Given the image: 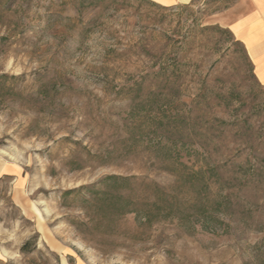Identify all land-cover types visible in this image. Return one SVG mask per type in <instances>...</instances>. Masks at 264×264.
I'll use <instances>...</instances> for the list:
<instances>
[{
    "label": "rangeland",
    "instance_id": "obj_1",
    "mask_svg": "<svg viewBox=\"0 0 264 264\" xmlns=\"http://www.w3.org/2000/svg\"><path fill=\"white\" fill-rule=\"evenodd\" d=\"M167 1L0 0V264H264V86L230 27L252 5ZM196 148L230 193L214 232L178 210L83 226L65 194L136 175L137 208L156 183L194 220Z\"/></svg>",
    "mask_w": 264,
    "mask_h": 264
},
{
    "label": "trees",
    "instance_id": "obj_2",
    "mask_svg": "<svg viewBox=\"0 0 264 264\" xmlns=\"http://www.w3.org/2000/svg\"><path fill=\"white\" fill-rule=\"evenodd\" d=\"M184 157H187L190 166L180 162L184 169L176 174L175 182L177 186H189L194 192L192 204H187L198 210L194 216L197 218L194 220L179 210L174 201L175 197L170 195V191H165L156 183H153L152 187L154 188L153 198L137 208L135 198H133L135 191L133 186L138 179L136 175L108 174L91 185L69 189L65 194L81 192L84 195L82 208L91 209L92 212L86 216V222H82L83 226L92 223L97 226L105 220L122 218L131 213H135L137 217L149 223L153 217L160 216V211L169 214L178 210L179 216L176 218L180 222H186L191 227H195L194 225L198 223V227L214 232L220 224L227 225L220 217L230 215V208L227 205L230 193L223 190L224 176L216 170L218 166L212 165L206 154L198 148L186 151ZM253 176L254 174L248 172L242 177L246 180ZM212 186L214 190L210 189ZM205 190H208L207 194L203 193ZM202 194L203 197H200ZM183 205L186 206L185 203ZM29 245L30 242L24 243L21 250H29Z\"/></svg>",
    "mask_w": 264,
    "mask_h": 264
},
{
    "label": "crops",
    "instance_id": "obj_3",
    "mask_svg": "<svg viewBox=\"0 0 264 264\" xmlns=\"http://www.w3.org/2000/svg\"><path fill=\"white\" fill-rule=\"evenodd\" d=\"M185 1L188 0H168L167 2ZM247 1L251 3L252 8L236 17L230 27L234 35L244 45L257 81L264 86V0Z\"/></svg>",
    "mask_w": 264,
    "mask_h": 264
}]
</instances>
